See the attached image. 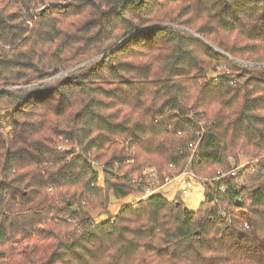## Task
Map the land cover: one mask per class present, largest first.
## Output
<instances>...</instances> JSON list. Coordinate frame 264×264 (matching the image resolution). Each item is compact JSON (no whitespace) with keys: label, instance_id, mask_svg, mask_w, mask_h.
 Masks as SVG:
<instances>
[{"label":"trees","instance_id":"1","mask_svg":"<svg viewBox=\"0 0 264 264\" xmlns=\"http://www.w3.org/2000/svg\"><path fill=\"white\" fill-rule=\"evenodd\" d=\"M50 2L0 0V264H169L220 208L264 214V0ZM239 155L254 170L194 211L157 193L94 221L145 168L210 178Z\"/></svg>","mask_w":264,"mask_h":264},{"label":"clouds","instance_id":"2","mask_svg":"<svg viewBox=\"0 0 264 264\" xmlns=\"http://www.w3.org/2000/svg\"><path fill=\"white\" fill-rule=\"evenodd\" d=\"M53 96H50L45 102L52 105L58 104L63 99V94L57 89H50ZM28 103V101H25ZM236 211H229L224 217V222L218 224L211 236L207 237L201 247L193 242L192 249H183L181 245L175 253L176 259L171 260L169 264H226V262L206 259L213 255H231L232 250L238 246L247 248L255 255V264H264V214L252 216L250 210L245 208V212L251 217L242 220L240 217L244 215L241 212L237 215ZM223 233V239L220 238ZM208 248H223L225 252L212 253ZM120 264H136L134 258H124Z\"/></svg>","mask_w":264,"mask_h":264},{"label":"built area","instance_id":"3","mask_svg":"<svg viewBox=\"0 0 264 264\" xmlns=\"http://www.w3.org/2000/svg\"><path fill=\"white\" fill-rule=\"evenodd\" d=\"M67 4L69 0H54V4ZM198 143V142H196ZM189 146L192 148L193 152L195 149L194 143H190ZM234 160V159H230ZM236 165L229 170H219L213 177H202L195 175L191 170L186 168L183 172L176 175H166L162 174V176L158 175L154 168H145L142 171L140 176H135L132 178V182L135 183L139 187V193L137 200L145 199L148 196L153 194L160 193L161 189L168 183L176 181L180 176H191L197 182H199L203 189L204 193L209 195L212 198H216V194H223L227 191L228 185L227 182L231 178H236L237 173L242 169L251 168L254 170L255 160L251 158H246L242 155H239L237 158ZM172 167V165H169ZM193 187L190 179L187 178L184 183V189L181 190V193H186L189 189ZM219 214L222 216H226L227 212L223 209H219Z\"/></svg>","mask_w":264,"mask_h":264},{"label":"rangeland","instance_id":"4","mask_svg":"<svg viewBox=\"0 0 264 264\" xmlns=\"http://www.w3.org/2000/svg\"><path fill=\"white\" fill-rule=\"evenodd\" d=\"M50 3L52 5H64L59 3L54 4V0ZM210 76L214 77V74H210ZM58 149L65 148L62 144H59ZM187 178L190 179L193 187L186 193H181V190L184 189V183ZM160 193L168 200H173L176 196H179L185 207L193 211L199 207L200 202L204 199V189L202 185L191 176L185 175L180 176L176 181L166 184L161 189ZM137 197L138 193L135 192L130 193L122 199H116L114 196H110L107 208L93 213L95 223L103 222L108 218L115 216L123 205L131 203Z\"/></svg>","mask_w":264,"mask_h":264},{"label":"water","instance_id":"5","mask_svg":"<svg viewBox=\"0 0 264 264\" xmlns=\"http://www.w3.org/2000/svg\"><path fill=\"white\" fill-rule=\"evenodd\" d=\"M240 204H241L240 201H236V205H237V206H240ZM74 210H75V209H74Z\"/></svg>","mask_w":264,"mask_h":264},{"label":"crops","instance_id":"6","mask_svg":"<svg viewBox=\"0 0 264 264\" xmlns=\"http://www.w3.org/2000/svg\"><path fill=\"white\" fill-rule=\"evenodd\" d=\"M135 199H137V198H135Z\"/></svg>","mask_w":264,"mask_h":264}]
</instances>
